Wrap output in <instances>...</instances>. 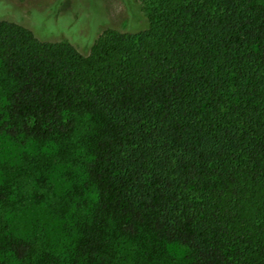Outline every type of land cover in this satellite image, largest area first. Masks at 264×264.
Masks as SVG:
<instances>
[{
    "label": "trees",
    "instance_id": "trees-1",
    "mask_svg": "<svg viewBox=\"0 0 264 264\" xmlns=\"http://www.w3.org/2000/svg\"><path fill=\"white\" fill-rule=\"evenodd\" d=\"M137 1L81 41L0 0V264H264V0ZM57 163L64 259L12 224Z\"/></svg>",
    "mask_w": 264,
    "mask_h": 264
},
{
    "label": "rangeland",
    "instance_id": "rangeland-1",
    "mask_svg": "<svg viewBox=\"0 0 264 264\" xmlns=\"http://www.w3.org/2000/svg\"><path fill=\"white\" fill-rule=\"evenodd\" d=\"M10 8L33 7V17L37 20V34L39 39L49 38L53 34L62 32L72 34L81 41L95 39L101 23L117 28L125 27L129 20L128 12L135 7L140 12L137 0H3ZM77 10L75 13H73ZM72 13V14H71ZM79 17L80 22L70 25V17ZM9 14L5 16L8 18ZM107 17V18H106ZM30 18V17H29ZM81 18V19H80ZM132 18V17H131ZM107 19V20H106ZM70 26V28H68ZM84 27L86 31L79 33ZM44 36V37H43ZM65 38V35H60ZM46 38V39H47ZM59 38V36H57ZM53 39V38H51ZM71 43V42H70ZM70 167L71 170H69ZM65 172H68L66 175ZM39 173H28L24 176L29 183L26 187L24 204L12 219L13 229L18 236L33 237L52 253L61 259L69 255L74 246L76 232L73 227L74 215L88 208L84 196L75 194L73 186L79 182L77 167L70 163H57L48 173V185L39 187ZM182 250L175 248L180 254Z\"/></svg>",
    "mask_w": 264,
    "mask_h": 264
}]
</instances>
